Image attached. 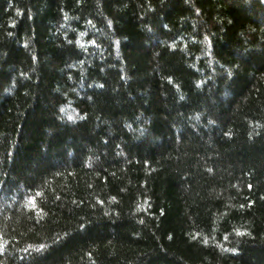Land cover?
<instances>
[{"label":"trees","instance_id":"1","mask_svg":"<svg viewBox=\"0 0 264 264\" xmlns=\"http://www.w3.org/2000/svg\"><path fill=\"white\" fill-rule=\"evenodd\" d=\"M0 264H264V0H0Z\"/></svg>","mask_w":264,"mask_h":264}]
</instances>
